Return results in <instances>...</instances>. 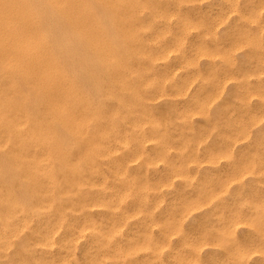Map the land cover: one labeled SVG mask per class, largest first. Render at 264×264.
Wrapping results in <instances>:
<instances>
[{
	"label": "rangeland",
	"instance_id": "rangeland-1",
	"mask_svg": "<svg viewBox=\"0 0 264 264\" xmlns=\"http://www.w3.org/2000/svg\"><path fill=\"white\" fill-rule=\"evenodd\" d=\"M62 1L26 0L65 115L0 69V264H264V0Z\"/></svg>",
	"mask_w": 264,
	"mask_h": 264
},
{
	"label": "bare ground",
	"instance_id": "bare-ground-1",
	"mask_svg": "<svg viewBox=\"0 0 264 264\" xmlns=\"http://www.w3.org/2000/svg\"><path fill=\"white\" fill-rule=\"evenodd\" d=\"M47 2L54 8L55 11L61 12L64 17H66L67 15V18L70 19L69 15L65 11V5L62 0H47ZM98 2L105 6V0H98ZM30 7L27 5L26 0H0V54L2 57V59H0V69L4 70L7 66L15 67L20 75L23 76L26 80L35 81L37 88L49 97V104L51 109H57L56 111L58 113H64L65 115L67 106L65 105V103L59 102L58 98L54 96V93H56V88H54V86L52 85V80L66 83L67 78L62 73L60 69V62L54 56L55 54L53 53V51L46 49V38L41 30L42 28L40 29V27L42 26L40 25L39 27L37 23V14H35V10L33 11ZM91 8L85 2H82L80 8L81 12L78 18L75 20V17L73 15L71 16V18L73 23H75L76 31L79 33V35L81 34L86 42L89 43L92 51L95 53V55L98 56L99 61L105 64V31L103 30L100 18L92 12ZM97 8L98 11L100 10L99 12L104 11H101L102 9H100V7ZM69 90L73 91V89H71L70 87ZM11 122L12 121L3 118L0 113V148L3 146L5 141L10 138V136H12L13 138V135H11ZM90 146L94 151H98V145L95 142H91ZM39 150L36 152L37 154L31 152L30 154H21V156H29V158L49 157L50 154L48 152H44L43 149L40 151Z\"/></svg>",
	"mask_w": 264,
	"mask_h": 264
}]
</instances>
